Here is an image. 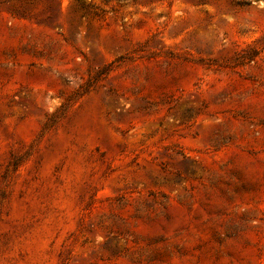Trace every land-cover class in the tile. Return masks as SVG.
<instances>
[{
  "label": "rangeland",
  "instance_id": "374dc122",
  "mask_svg": "<svg viewBox=\"0 0 264 264\" xmlns=\"http://www.w3.org/2000/svg\"><path fill=\"white\" fill-rule=\"evenodd\" d=\"M0 264H264V0H0Z\"/></svg>",
  "mask_w": 264,
  "mask_h": 264
}]
</instances>
